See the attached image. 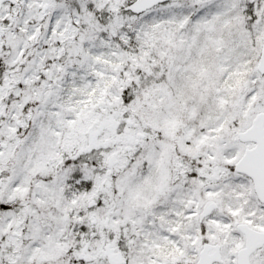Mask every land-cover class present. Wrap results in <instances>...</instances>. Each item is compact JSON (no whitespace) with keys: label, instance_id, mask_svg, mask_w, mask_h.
<instances>
[{"label":"snow or ice","instance_id":"1","mask_svg":"<svg viewBox=\"0 0 264 264\" xmlns=\"http://www.w3.org/2000/svg\"><path fill=\"white\" fill-rule=\"evenodd\" d=\"M0 264H264V0H0Z\"/></svg>","mask_w":264,"mask_h":264}]
</instances>
